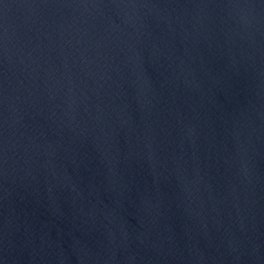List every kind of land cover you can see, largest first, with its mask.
<instances>
[{
  "label": "water",
  "instance_id": "obj_1",
  "mask_svg": "<svg viewBox=\"0 0 264 264\" xmlns=\"http://www.w3.org/2000/svg\"><path fill=\"white\" fill-rule=\"evenodd\" d=\"M0 264H264V0H0Z\"/></svg>",
  "mask_w": 264,
  "mask_h": 264
}]
</instances>
